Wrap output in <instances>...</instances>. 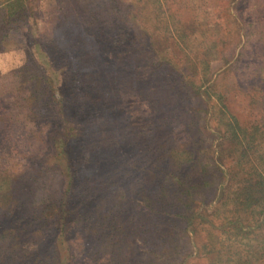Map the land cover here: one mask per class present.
I'll list each match as a JSON object with an SVG mask.
<instances>
[{
	"label": "rangeland",
	"instance_id": "rangeland-1",
	"mask_svg": "<svg viewBox=\"0 0 264 264\" xmlns=\"http://www.w3.org/2000/svg\"><path fill=\"white\" fill-rule=\"evenodd\" d=\"M27 8H0V264H207L197 216L264 164V0ZM244 239L223 261L264 264V226Z\"/></svg>",
	"mask_w": 264,
	"mask_h": 264
},
{
	"label": "trees",
	"instance_id": "trees-1",
	"mask_svg": "<svg viewBox=\"0 0 264 264\" xmlns=\"http://www.w3.org/2000/svg\"><path fill=\"white\" fill-rule=\"evenodd\" d=\"M0 8L6 10V13L4 14L5 18L10 17L13 23H15V21L17 20L23 21L24 19H27L29 17L27 0H3L0 1ZM240 128L241 126H239L238 123L231 122L228 125V129L232 130L233 135L235 136ZM257 131H260V127H257ZM257 135L264 139V136H262L260 132ZM64 144H66L65 141ZM242 154L244 153L242 152ZM245 156L246 155H243V157ZM259 157L264 160V153L260 154ZM75 171H81L80 166L75 168ZM238 171L242 175V179L240 180V182L242 183V187L236 188L232 192L222 194V196L227 197L222 205L223 207H230V212L220 213L223 214V217H220L221 223L219 225H216L213 220L208 219V216L203 214L197 216V219H199L201 222H207V224L213 228V230H208V235L210 236L209 243L211 245H214L215 242H217L216 245L212 246L211 255L207 258V264H227L225 263V261H223L222 253L219 251V249H217L219 244L222 243L221 236L223 234L231 230H236L238 234L242 235L243 239H246L247 236L250 235L253 231H256V229H260L264 226V164L261 163L260 165L258 163L256 165L254 164L253 166L247 167L245 164L239 163ZM176 180L179 182L180 187L181 181L179 179ZM6 182V179L0 180V190H9V187L5 186ZM161 183L162 178L160 177V179L158 180V187ZM236 191L238 192L235 193ZM108 210V208L105 209V207H101L98 212H105L108 214ZM195 219L196 218L190 217V220L187 223L190 228H187L186 232L189 234H194L196 236V234H198L197 227L193 226ZM101 221V224H104V222H106V220ZM215 231H217V233H219L220 235H216ZM246 241H250V239ZM198 244V241L194 239L193 247L197 248ZM229 245H232V243ZM241 245L243 244H239V247ZM171 249H173L174 251L176 247ZM238 255V258L240 259V254L238 253ZM232 257L234 259L235 256L232 255ZM234 262H236V260H233L230 264H234ZM246 262L248 264H255V261H253L252 259H248V261L244 259L241 263Z\"/></svg>",
	"mask_w": 264,
	"mask_h": 264
}]
</instances>
